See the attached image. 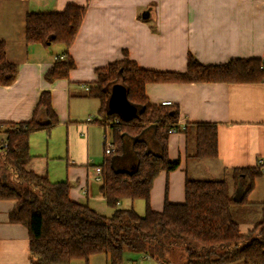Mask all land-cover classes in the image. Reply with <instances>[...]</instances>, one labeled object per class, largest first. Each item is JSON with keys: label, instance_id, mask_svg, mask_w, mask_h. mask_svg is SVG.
I'll return each mask as SVG.
<instances>
[{"label": "crops", "instance_id": "1", "mask_svg": "<svg viewBox=\"0 0 264 264\" xmlns=\"http://www.w3.org/2000/svg\"><path fill=\"white\" fill-rule=\"evenodd\" d=\"M70 3L87 6L70 47L27 41L29 13L58 12ZM0 41L6 45L7 59L18 67L14 81L0 84V123L30 120L42 90L52 92L59 118L50 130L31 133L32 159L27 168L51 181L68 180L72 200L110 215L113 208L102 193L103 181L96 180V167H103L108 156L105 151L100 156L95 148L104 143L106 133L113 135L111 128L99 122L100 100L88 95L97 79L96 69L123 58L126 52L143 68L174 72L186 71L189 54L208 65L233 58L264 60V0H0ZM62 55L71 56L76 66L68 77L48 81L46 72ZM125 91L121 83L112 88L111 106L128 114L134 108ZM146 94L154 104H178L182 126L218 125L215 158L192 157L194 136L180 130L170 133L168 155L180 165L155 177L150 191L153 210L162 211L166 200L184 202L188 177L227 180L234 194L233 168L264 160V81L150 82ZM59 129H64V144ZM35 137L48 138L47 151L34 150ZM138 200L125 198L118 206L133 207L143 215L146 204L142 209ZM14 205L13 199H0V264H30L29 230L9 217ZM263 205L264 173L255 179L247 202L235 205L252 210L251 221L239 222L242 233L255 227ZM146 256L128 253L125 263L154 264ZM62 264H109V259L102 252Z\"/></svg>", "mask_w": 264, "mask_h": 264}, {"label": "trees", "instance_id": "2", "mask_svg": "<svg viewBox=\"0 0 264 264\" xmlns=\"http://www.w3.org/2000/svg\"><path fill=\"white\" fill-rule=\"evenodd\" d=\"M86 10V5L70 3L58 12L29 13L27 41L70 47ZM75 66L71 56L59 58L45 78H66ZM17 70L0 41V84L14 81ZM96 73L88 95L100 100L99 122L110 126L117 146L102 167L101 190L113 208L110 215L72 200L68 180L51 181L27 168L32 159L31 133L50 130L59 122L50 90L41 91L30 120L0 123L8 139V146L0 151V199L15 200L10 220L29 230L30 264L68 263L102 252L109 264L125 263L128 253L173 264L167 254L178 248L187 256L185 264H264V205L260 219L248 233L240 231L234 216V206L247 202L255 179L264 173L259 163L233 168L237 183L234 194L227 180L188 177L184 202L166 200L162 211L151 208L155 177L161 170L169 172L180 165L168 155L170 133L180 130L194 136L192 157L215 158L218 125L196 122L182 126L178 104H154L146 94L150 82H261L264 60L233 58L208 65L189 54L186 71L174 72L143 68L126 52L123 58L98 67ZM118 83L124 86L127 102L134 108L131 113L111 106L112 88ZM125 198L143 199L145 213L141 215L133 207L120 208L118 203Z\"/></svg>", "mask_w": 264, "mask_h": 264}, {"label": "rangeland", "instance_id": "3", "mask_svg": "<svg viewBox=\"0 0 264 264\" xmlns=\"http://www.w3.org/2000/svg\"><path fill=\"white\" fill-rule=\"evenodd\" d=\"M59 136H61V141L65 142V132H64V129H59ZM111 133H113L111 131ZM36 141H35V148L34 150L36 151H47L48 147H47V144H48V138H44V140L42 138H37L35 137ZM104 138V137H103ZM102 138V142L104 141V139ZM109 138H111L112 140H114L113 136H109ZM55 142V141H54ZM60 147V145L58 144L56 146V148L58 149ZM104 143H101V145H97V147L95 148L97 153H99V155L101 156L102 153H104ZM64 149H65V146H64ZM102 161V160H100ZM240 188V187H239ZM238 188V191H240V189ZM139 205H142L141 208L143 209V205H144V200L143 199H139L138 200ZM143 211V210H141ZM142 214H144V212H141ZM252 210L249 208V207H236L234 206V216L235 218L241 223V224H244V223H247V221H251L250 219L252 218ZM254 218V217H253ZM260 219V218H259ZM170 253V252H169ZM167 254L169 255V259L171 260V262L173 264H185L186 263V260H187V256L185 254V252L178 248L177 250L173 251V253L171 252V254ZM154 264H158V261L157 259H154ZM170 264V263H168ZM236 264H242L240 262L236 263Z\"/></svg>", "mask_w": 264, "mask_h": 264}, {"label": "built area", "instance_id": "4", "mask_svg": "<svg viewBox=\"0 0 264 264\" xmlns=\"http://www.w3.org/2000/svg\"><path fill=\"white\" fill-rule=\"evenodd\" d=\"M60 59L65 58V55H62L60 57H58ZM164 104H169L168 102L164 103ZM106 127L109 129L110 126L106 125ZM8 146V139L7 136L5 134L4 131H0V151L5 149ZM104 151L105 154L107 156L111 155L117 148L116 144L114 143V141H112L109 136L107 135V133L104 136ZM258 163L261 164L264 167V160L262 158H260L258 160ZM96 170L98 172V175L96 176V180L102 182L103 181V175H102V167L101 166H97ZM146 257H149L148 255ZM121 264H128V263H121Z\"/></svg>", "mask_w": 264, "mask_h": 264}, {"label": "water", "instance_id": "5", "mask_svg": "<svg viewBox=\"0 0 264 264\" xmlns=\"http://www.w3.org/2000/svg\"><path fill=\"white\" fill-rule=\"evenodd\" d=\"M125 89V88H124ZM125 94H126V91H125Z\"/></svg>", "mask_w": 264, "mask_h": 264}]
</instances>
